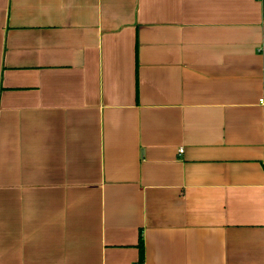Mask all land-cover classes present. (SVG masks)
<instances>
[{"label":"crops","instance_id":"crops-1","mask_svg":"<svg viewBox=\"0 0 264 264\" xmlns=\"http://www.w3.org/2000/svg\"><path fill=\"white\" fill-rule=\"evenodd\" d=\"M262 101L264 0H0V264H264Z\"/></svg>","mask_w":264,"mask_h":264},{"label":"trees","instance_id":"trees-1","mask_svg":"<svg viewBox=\"0 0 264 264\" xmlns=\"http://www.w3.org/2000/svg\"><path fill=\"white\" fill-rule=\"evenodd\" d=\"M139 261L140 264H144V257H145V246L143 245V237L140 235L139 239Z\"/></svg>","mask_w":264,"mask_h":264},{"label":"built area","instance_id":"built-area-1","mask_svg":"<svg viewBox=\"0 0 264 264\" xmlns=\"http://www.w3.org/2000/svg\"><path fill=\"white\" fill-rule=\"evenodd\" d=\"M262 104H264V101H262ZM182 152H183V149L181 148V149H180V153H182Z\"/></svg>","mask_w":264,"mask_h":264}]
</instances>
